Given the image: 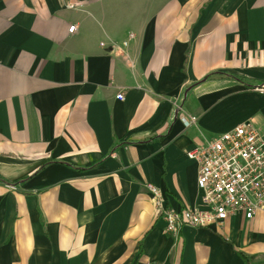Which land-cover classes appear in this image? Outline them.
Returning <instances> with one entry per match:
<instances>
[{
	"label": "crops",
	"instance_id": "crops-1",
	"mask_svg": "<svg viewBox=\"0 0 264 264\" xmlns=\"http://www.w3.org/2000/svg\"><path fill=\"white\" fill-rule=\"evenodd\" d=\"M247 120L264 0H0V264H264V212L175 237L147 188L203 207L186 152Z\"/></svg>",
	"mask_w": 264,
	"mask_h": 264
},
{
	"label": "built area",
	"instance_id": "built-area-1",
	"mask_svg": "<svg viewBox=\"0 0 264 264\" xmlns=\"http://www.w3.org/2000/svg\"><path fill=\"white\" fill-rule=\"evenodd\" d=\"M68 7L75 5L69 4ZM74 29L75 25L69 30ZM117 98L123 100L124 92L118 93ZM196 120L194 115L182 118L186 126ZM186 155L199 165L197 187L203 207L168 208L160 188L147 184L169 234L179 237L184 226L223 224L239 213L245 219H252L264 212V129L256 123L244 121L188 150Z\"/></svg>",
	"mask_w": 264,
	"mask_h": 264
},
{
	"label": "rangeland",
	"instance_id": "rangeland-1",
	"mask_svg": "<svg viewBox=\"0 0 264 264\" xmlns=\"http://www.w3.org/2000/svg\"><path fill=\"white\" fill-rule=\"evenodd\" d=\"M215 135H216V134H211V135H210V139H211V138H214Z\"/></svg>",
	"mask_w": 264,
	"mask_h": 264
}]
</instances>
